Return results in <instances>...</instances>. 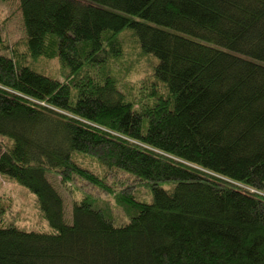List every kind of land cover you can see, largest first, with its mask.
<instances>
[{
	"label": "trees",
	"instance_id": "obj_1",
	"mask_svg": "<svg viewBox=\"0 0 264 264\" xmlns=\"http://www.w3.org/2000/svg\"><path fill=\"white\" fill-rule=\"evenodd\" d=\"M0 2V264H264V0Z\"/></svg>",
	"mask_w": 264,
	"mask_h": 264
},
{
	"label": "rangeland",
	"instance_id": "obj_2",
	"mask_svg": "<svg viewBox=\"0 0 264 264\" xmlns=\"http://www.w3.org/2000/svg\"><path fill=\"white\" fill-rule=\"evenodd\" d=\"M14 5L11 2H0V32L8 45V50L12 54L13 50L24 52L23 50V34L18 20V13L13 12ZM133 43V41L131 42ZM6 53V55H9ZM134 59V68L129 76V90H133V96H137L142 81L148 76L150 59L143 58L141 61ZM29 66L39 74H42L51 79L62 80L64 74L57 59L48 60L46 58H37L29 60ZM131 87V88H130ZM10 201V206L5 210L7 212L16 213L24 212L21 216V226L35 229H45V221L41 219L36 209V202L33 195L21 186L0 178V202ZM5 205V204H4ZM8 205V204H7ZM6 215H3L1 220H4ZM40 219L42 220H39ZM6 222V221H5Z\"/></svg>",
	"mask_w": 264,
	"mask_h": 264
}]
</instances>
